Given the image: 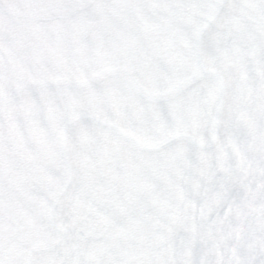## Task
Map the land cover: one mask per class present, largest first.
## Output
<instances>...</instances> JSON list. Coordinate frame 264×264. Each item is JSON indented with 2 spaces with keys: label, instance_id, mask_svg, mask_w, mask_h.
Returning a JSON list of instances; mask_svg holds the SVG:
<instances>
[{
  "label": "snow or ice",
  "instance_id": "snow-or-ice-1",
  "mask_svg": "<svg viewBox=\"0 0 264 264\" xmlns=\"http://www.w3.org/2000/svg\"><path fill=\"white\" fill-rule=\"evenodd\" d=\"M0 264H264V0H0Z\"/></svg>",
  "mask_w": 264,
  "mask_h": 264
}]
</instances>
